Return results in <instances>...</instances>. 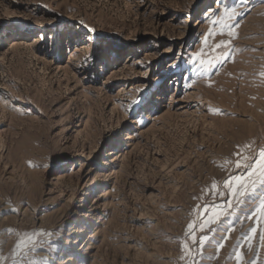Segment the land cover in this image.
<instances>
[{
	"label": "rangeland",
	"instance_id": "obj_1",
	"mask_svg": "<svg viewBox=\"0 0 264 264\" xmlns=\"http://www.w3.org/2000/svg\"><path fill=\"white\" fill-rule=\"evenodd\" d=\"M261 149L264 0H0V264H264Z\"/></svg>",
	"mask_w": 264,
	"mask_h": 264
},
{
	"label": "snow or ice",
	"instance_id": "obj_2",
	"mask_svg": "<svg viewBox=\"0 0 264 264\" xmlns=\"http://www.w3.org/2000/svg\"><path fill=\"white\" fill-rule=\"evenodd\" d=\"M231 18V16H229ZM91 32H94V29L90 30ZM211 35L209 33L205 36L204 42H207L208 37ZM230 44V41H221L216 45L217 49H220L221 47L226 48ZM223 54V53H221ZM197 56H200V53L195 54ZM212 67L215 65L212 64ZM202 67V66H201ZM209 69L202 67V74L206 75ZM236 167H244L250 169L247 171L245 176H236L231 180H228L225 182V187L228 189L230 196L232 197L226 202V205L224 208L220 209H213L212 214L207 217L201 224V230L203 231L204 228H208L211 225L217 224L222 217L229 216L234 214L233 210L236 209L239 205H246L251 204L253 201H258V204L255 207V210L252 212L253 216H259L260 218H264V149H261L259 151L258 158L254 161V163H248V157H244V163H241L240 160L236 161ZM216 185H213V188L215 189ZM194 227L192 223L188 224V229L191 230ZM251 235L248 236L249 240H252L255 238V234L257 233V228L253 227L251 229ZM49 235H51L49 233ZM222 239H227V236L222 237ZM260 240L262 245H264V233L260 234ZM32 243V251H35V243L34 241H31V238H29V241L25 242L24 247H27L28 243ZM208 242V236H203L199 244L201 247H203ZM224 244L220 243L218 245V248H223ZM252 245L249 244V248H251ZM17 250H13L12 255L18 256L23 255L26 256L28 253L24 251L23 248H21V245H17ZM185 251H188L185 249ZM236 259L239 262V264H244L243 262V256L241 253L236 254ZM31 264V262H29ZM253 264H256L255 261H253Z\"/></svg>",
	"mask_w": 264,
	"mask_h": 264
},
{
	"label": "bare ground",
	"instance_id": "obj_3",
	"mask_svg": "<svg viewBox=\"0 0 264 264\" xmlns=\"http://www.w3.org/2000/svg\"><path fill=\"white\" fill-rule=\"evenodd\" d=\"M201 101H202V102H201ZM201 101H200V102L204 105V104H205L204 100L201 99Z\"/></svg>",
	"mask_w": 264,
	"mask_h": 264
}]
</instances>
